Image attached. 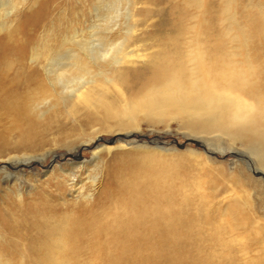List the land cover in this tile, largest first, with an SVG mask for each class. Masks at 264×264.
I'll use <instances>...</instances> for the list:
<instances>
[{
  "label": "bare ground",
  "instance_id": "obj_1",
  "mask_svg": "<svg viewBox=\"0 0 264 264\" xmlns=\"http://www.w3.org/2000/svg\"><path fill=\"white\" fill-rule=\"evenodd\" d=\"M122 2L72 1L67 26L42 52V47L35 49L37 35L46 31L53 6L62 0H33L31 12L10 30L7 21L19 6L0 0V116L18 134L13 141L0 137V160L11 162L14 172L25 171L41 165L52 153L49 148L57 146L49 136L60 134L58 144L73 145L69 152L88 150L97 139L76 143L89 130L110 123L124 132L138 113L150 124L152 116L160 120L168 114L183 127L226 133L234 144H254L246 150L249 155L238 156L250 178L263 185L264 127H257L264 116L228 121L226 115L229 107L238 112L264 108V98H258L264 80L240 72L250 52L264 57V0ZM121 13L133 23L123 38L111 41ZM94 17L98 24H92ZM138 22L149 30L138 33ZM101 26L107 31L101 33ZM135 56L148 59L145 67L124 68ZM108 60L115 65L111 76L98 83L94 68ZM193 73L208 85L199 81L188 87ZM66 99L74 100L67 114L77 124L68 127L57 116L38 122ZM204 106L209 112L203 119L190 110ZM125 134L110 142L138 137ZM191 140L209 156L215 153L211 140ZM134 149L142 156L116 155L104 172L86 178V167L99 154L91 159L81 154L72 168L54 167L41 192L23 196L19 190L16 198L9 197L0 208V264H212L192 256L202 241L200 223L209 217L192 206L187 173L153 161L146 144ZM0 179L23 186L7 170H0Z\"/></svg>",
  "mask_w": 264,
  "mask_h": 264
},
{
  "label": "rangeland",
  "instance_id": "obj_2",
  "mask_svg": "<svg viewBox=\"0 0 264 264\" xmlns=\"http://www.w3.org/2000/svg\"><path fill=\"white\" fill-rule=\"evenodd\" d=\"M10 1L19 6V9L15 12L16 14L14 13L11 15L7 21L8 24L6 28L9 30L15 28V26L27 15V12H31L30 6L33 0ZM72 1L74 0H62V4L53 6L52 10L54 12L49 18L46 31L43 28L40 31L41 33L37 35L38 43L35 49L37 47H42L43 52L46 45L59 33L60 29L67 26V14L69 11L67 5ZM116 1L124 5L122 0H107V3H114ZM7 8L11 9L10 6ZM90 12L93 16L97 15L94 10ZM98 15L102 16L104 13L99 12ZM121 15L122 18L118 20L119 27L116 28L111 41H117L123 38L125 33L130 30V25L133 23L127 20L123 13H121ZM91 21L92 24L99 23L95 17L94 19L92 18ZM157 21H159L158 18ZM150 22L151 21H149V23ZM141 23L138 22L137 30L140 29L138 33L149 30L144 27V23L140 25ZM101 29V33L107 31L106 27L101 26ZM43 35L45 36L43 37ZM153 38L154 35L150 34V43L153 42ZM121 56L122 55L119 57ZM79 57L84 60L81 54H79ZM116 57H118V53H116L115 58ZM134 60V63L128 64L124 66V68H138L139 70L144 68L148 61L146 57L138 58L136 56ZM29 63L33 64L31 58ZM113 63L114 62L108 60L106 63H100L94 68V79L98 83L100 81H105V77L111 76V67L115 66ZM242 63L243 66L240 72L256 73L253 76L256 81L264 80V57H255L250 52ZM197 74L198 73H193L187 77L188 80H186V83H188V87H190L191 83L199 81L200 83L203 82L204 85H208V81L206 82V79L202 75L200 76V74ZM177 75L178 74H172L170 77L175 79ZM179 76L182 77V75ZM177 79L182 82L180 78ZM166 82L167 81H165L163 85ZM212 93L219 94L217 92ZM258 98H264V93ZM60 102L62 103L60 108L52 109L39 116L38 122H43L48 118L57 116L58 119L65 122L68 127L77 124L73 121L71 115L67 114V110L74 104V100L66 99ZM229 108L230 112L226 115L228 121H232L229 120L230 118L240 120L243 117H248L247 119H252V117L258 118L261 117L260 114L264 116V108L258 112L250 110L238 112L232 107ZM191 109H193L194 112L197 111L196 115L202 119L205 118L209 112V109L205 106L199 107L197 110H195V107L190 108V110ZM31 110L32 113H37V111L33 110V107ZM167 116H169V118L161 116L160 120H158L160 116H152L150 118L152 123L150 124L142 119V117H144L143 113H138L134 116L131 127L129 128V126H127L124 132L113 130L112 127L114 124L106 123L103 127L99 126L93 131H87L83 140L77 142L76 145L83 144L93 138L97 140L103 139L104 141H100L98 145L97 140H94L91 142L92 145L88 146V150H82L83 147H81L77 152H69V149L72 148L73 145L62 146L58 144L59 139L62 137L60 134H55L56 137L54 135H52L53 137L49 136L48 139L55 140L57 144V146L49 148V151L52 153L48 157V154L45 155L47 158L44 157L45 161H43L41 165L33 166L31 169H25V171L21 170L19 171L20 173L10 170L9 165L11 162L0 160V170L10 171L14 177H19L21 182H23V186H20L19 183L8 185L5 183V179L2 181L0 179V208L6 205L9 197L16 198L19 194V190H22L23 196H31L34 193L41 192V189L45 186L43 182L47 181V179L52 176L51 173L55 171L53 168L56 166L58 168L61 166L63 169L72 168L71 163H76L74 157L79 158V155L82 156L86 154V157L91 159L94 154H99L97 159L86 167V173L83 176V178H86L88 175L93 177L101 173V171L104 172L116 155L124 157L142 156L134 148L146 144L151 148L150 152L152 156L149 154V157L153 161L162 163L169 162L171 166L178 168L182 174L187 173L189 178L188 194L191 198V204L194 208L199 209L202 215H207L209 217L207 221H202L200 223V238L202 241H200L198 247L193 250L192 256L194 258L207 259L212 264H264V184H259V182L250 178L246 166L243 165L238 156L240 153L249 155L247 152L250 149L249 146L254 144L247 146L249 143H244L240 140L236 141V144H234L233 140H231L230 136L228 137L226 133L207 132L201 128H186L172 118L173 115L167 114ZM263 127L264 124L258 126L257 129ZM114 129H116V127H114ZM127 131L135 133L132 135H138L137 139L135 141H119L115 144L114 142L116 141L110 142L113 141L114 137L125 136ZM217 135H220V138L216 137ZM0 137L10 141L16 140L18 137V134L15 132V127H13L11 122L4 116H0ZM191 139H200L205 142L211 140L212 146L210 148H213L215 153L209 156L204 150L200 149L197 144L193 143ZM107 149L112 150L107 153ZM55 154L59 155L56 161L54 159ZM166 159H168V161ZM57 172H61V169ZM256 180H258L257 177ZM33 185L35 186L34 188H32ZM15 186L16 188H14ZM68 199H71L69 194L67 196V200ZM255 238L258 239L257 242Z\"/></svg>",
  "mask_w": 264,
  "mask_h": 264
}]
</instances>
